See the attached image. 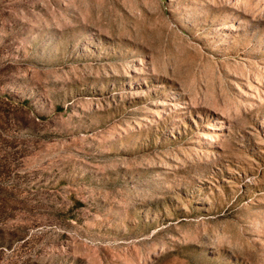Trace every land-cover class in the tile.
<instances>
[{
  "label": "rangeland",
  "instance_id": "1",
  "mask_svg": "<svg viewBox=\"0 0 264 264\" xmlns=\"http://www.w3.org/2000/svg\"><path fill=\"white\" fill-rule=\"evenodd\" d=\"M0 264H264V0H0Z\"/></svg>",
  "mask_w": 264,
  "mask_h": 264
}]
</instances>
